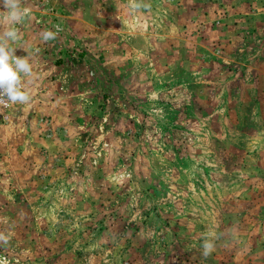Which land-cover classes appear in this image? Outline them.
Listing matches in <instances>:
<instances>
[{
	"label": "rangeland",
	"instance_id": "obj_1",
	"mask_svg": "<svg viewBox=\"0 0 264 264\" xmlns=\"http://www.w3.org/2000/svg\"><path fill=\"white\" fill-rule=\"evenodd\" d=\"M144 2L23 0L6 264H200L208 232L205 264H264V0Z\"/></svg>",
	"mask_w": 264,
	"mask_h": 264
},
{
	"label": "clouds",
	"instance_id": "obj_2",
	"mask_svg": "<svg viewBox=\"0 0 264 264\" xmlns=\"http://www.w3.org/2000/svg\"><path fill=\"white\" fill-rule=\"evenodd\" d=\"M148 4L144 0H131L130 13L147 9ZM0 8L5 13L0 23L6 24V30H0V105L28 104L31 102L30 94L24 90L23 78L33 76L29 55L17 57L12 47L20 39V33L16 25L22 24L29 15V9L23 6V0H0ZM54 30L45 29L40 33L43 42L55 40L63 30L60 25H54ZM222 235L208 232L202 239L199 248L200 264H205L216 250V241L222 239ZM11 234L0 231V246L8 245ZM0 264H6L0 258Z\"/></svg>",
	"mask_w": 264,
	"mask_h": 264
},
{
	"label": "built area",
	"instance_id": "obj_3",
	"mask_svg": "<svg viewBox=\"0 0 264 264\" xmlns=\"http://www.w3.org/2000/svg\"><path fill=\"white\" fill-rule=\"evenodd\" d=\"M14 104L0 105V115L8 111Z\"/></svg>",
	"mask_w": 264,
	"mask_h": 264
}]
</instances>
